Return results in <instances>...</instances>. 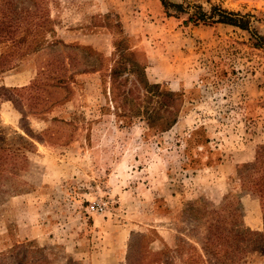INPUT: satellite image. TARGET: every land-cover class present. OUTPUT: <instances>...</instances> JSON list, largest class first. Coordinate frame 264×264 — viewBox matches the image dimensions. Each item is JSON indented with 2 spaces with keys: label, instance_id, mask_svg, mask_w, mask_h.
I'll return each mask as SVG.
<instances>
[{
  "label": "rangeland",
  "instance_id": "obj_1",
  "mask_svg": "<svg viewBox=\"0 0 264 264\" xmlns=\"http://www.w3.org/2000/svg\"><path fill=\"white\" fill-rule=\"evenodd\" d=\"M33 1L54 23L48 40L61 42L25 57L0 45L10 54L0 63V264H158L161 253L160 264H182L189 245L207 259L204 228L233 209L264 234L260 197L242 179L264 148V0H167L185 11L171 16L161 0L13 4ZM223 10L243 27L218 22ZM123 35L159 86L141 89L140 112L120 95L130 81L112 90ZM33 84L46 105H31ZM241 259L264 264V247Z\"/></svg>",
  "mask_w": 264,
  "mask_h": 264
},
{
  "label": "trees",
  "instance_id": "obj_2",
  "mask_svg": "<svg viewBox=\"0 0 264 264\" xmlns=\"http://www.w3.org/2000/svg\"><path fill=\"white\" fill-rule=\"evenodd\" d=\"M162 4L169 16V8L172 6L180 12H185L182 5L171 4L167 0H161ZM34 9H18L13 0H0V45H3L4 50H13L15 54L21 55L19 57H25L28 54H34L45 50L48 46L60 43L61 41H50L49 36L54 37L55 29L54 23L46 14L45 10L41 7L39 2H34ZM222 16H220V23H226L243 27L239 24L238 20L234 17L235 13L223 10ZM193 19V18H191ZM198 21H202V16L197 17ZM130 38L124 36L119 40H115V53L113 55L112 68L110 71V78L112 84V90H119L125 87L126 82L130 81L131 88L121 90L120 95L124 96V104L132 107L136 104L135 112L142 111L141 105L138 104L141 95V89L148 88L149 93L159 88L157 85L148 83V79L145 74L144 67L140 65L134 58L135 52L128 44ZM3 53L0 56V63L4 64L9 62L10 54ZM98 56L103 58L101 53ZM104 62L94 70V72H101L104 70ZM59 80L58 82H61ZM36 84L25 88L24 91L28 93L31 105H36V99L41 97L39 101L44 102L46 105L49 101L47 91L35 93ZM134 90H138L140 94L138 97L134 95ZM154 95V94H153ZM176 97L174 93L168 92L167 97ZM157 98H161V95H156ZM47 97V98H46ZM153 100V98H151ZM144 103V101H143ZM151 104V102H145ZM160 104L159 110L170 112L175 110L177 106H170L164 104L163 101L158 102ZM55 106V105H54ZM143 107V106H142ZM52 107H50L51 109ZM49 109V110H50ZM148 109V108H147ZM156 110V108L154 109ZM32 114V112H29ZM149 122L154 123L155 118L149 116ZM177 121V117L173 120H166L165 129H169ZM243 186L260 197L262 210L264 214V148L262 152L257 154V161L250 165L247 174L242 177ZM239 207V206H238ZM239 209L232 210V217L229 221H218L217 225L212 226L214 228H204L205 235L199 240L202 245V250L207 259L200 253L197 247L189 245L188 248H183L178 251L181 256L182 264H241V256L245 253L252 251H262L264 247V234L261 232L251 231L244 227V223L239 214ZM220 217V215H218ZM232 225V228L230 226ZM229 227V228H228ZM163 253L159 254L161 256ZM159 256H155L153 261L160 264ZM152 261V262H153Z\"/></svg>",
  "mask_w": 264,
  "mask_h": 264
},
{
  "label": "crops",
  "instance_id": "obj_3",
  "mask_svg": "<svg viewBox=\"0 0 264 264\" xmlns=\"http://www.w3.org/2000/svg\"><path fill=\"white\" fill-rule=\"evenodd\" d=\"M70 36L74 37V41H79V40L84 41L87 45H90V46L93 45L94 47H98L96 49L99 52H105L106 53V51H104L103 48L99 47V44H93V43H97V39H98L97 37L96 38L95 37H91V35H78L76 33L70 34ZM30 80H31V78L28 80L27 83H24L22 85L28 84L30 82ZM13 86H18V85L14 84ZM248 225L250 227H252V228H261L262 227V222L261 223L256 222L255 224H252V223L249 222Z\"/></svg>",
  "mask_w": 264,
  "mask_h": 264
}]
</instances>
